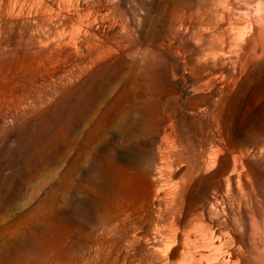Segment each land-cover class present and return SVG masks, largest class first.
<instances>
[{"label":"rangeland","instance_id":"rangeland-1","mask_svg":"<svg viewBox=\"0 0 264 264\" xmlns=\"http://www.w3.org/2000/svg\"><path fill=\"white\" fill-rule=\"evenodd\" d=\"M145 1L152 11L134 0L117 11L137 33H156L143 40L149 50L63 64L64 87L48 99L20 86L55 64L0 51V264H264V181L256 201L252 158L264 126V0ZM24 6L35 14L38 2ZM155 96L159 109L133 111L143 125H120L132 101ZM129 128L127 145L118 131ZM240 150L248 163L229 181Z\"/></svg>","mask_w":264,"mask_h":264},{"label":"bare ground","instance_id":"bare-ground-1","mask_svg":"<svg viewBox=\"0 0 264 264\" xmlns=\"http://www.w3.org/2000/svg\"><path fill=\"white\" fill-rule=\"evenodd\" d=\"M25 1L28 0H20V5L17 3L19 6H17L18 11L13 17L10 12L15 0H0V5L3 4L4 8L3 11L0 10V51L10 53L21 50L23 54L29 56L30 60L36 64L40 65L47 62L55 64V67L51 70L34 69L28 72L20 86L21 96L25 98H31L36 94L39 95L38 100L42 101L48 99L53 91L61 90L64 87L66 76L62 68L63 64H77L82 59H85L87 63L93 62L118 51H127L135 57L134 55H139L140 51L145 53L149 50V44H145L143 40L153 39L156 34L154 31L153 33H137L131 25L132 17L124 15L125 12L123 11L124 16H122L121 12L117 11L119 0H36L38 9L37 11L35 9V14H31L29 10L24 12ZM134 2L138 11L142 14L144 12L147 13L151 9V5L149 4V6L145 0H134ZM35 7L37 6L35 5ZM159 7L161 8L163 5ZM7 13H10V16ZM80 31L82 32L81 37H75V33ZM179 33L181 34V32ZM182 34L181 36H183ZM17 42L18 44H16ZM67 47H73L75 50L74 54L66 50ZM263 52L264 48L259 52V55ZM141 59L146 60L144 55H141ZM141 59L139 58V60ZM142 63L144 62L142 61ZM47 79L51 80L52 86L46 82ZM145 98L142 101L145 107L140 106L141 104L136 101L130 103L129 107L123 112V118L119 122L120 125H125L126 127L138 124L143 125L145 120L133 116V111L140 115L142 114L144 117L145 109L150 106L154 105L158 109L160 108L162 102L156 96L155 98ZM22 102L23 100L19 99L17 106L22 107ZM118 133L122 142L127 145L131 144L135 138L130 128L127 130L120 129ZM183 149H185V152H189L188 146L184 145ZM247 152L248 150H240L239 154L233 155V168L228 173L229 181L234 180L235 176H238L239 172L235 174V171L239 166L242 168L241 170L245 169L249 160L246 158ZM164 154L167 161L163 168L171 169L176 157H173L172 154L174 153L169 148L165 149ZM252 158L254 168L257 171V179L255 187H253L254 197L257 201L260 190L259 178L264 181V126H260L259 122L255 126ZM137 167L147 173V165L143 161L139 162ZM260 171L263 173L262 177H259ZM200 235L202 234L200 233ZM191 236L199 243L203 241V239H199L201 236L199 237L196 232L192 233ZM201 245L203 248L202 246L199 247L205 250H200L198 253L200 256L208 257L210 254L209 250L204 246V243ZM196 256L194 255V257ZM190 257L192 258V256ZM188 262V264H201L200 261L195 263L189 260Z\"/></svg>","mask_w":264,"mask_h":264}]
</instances>
